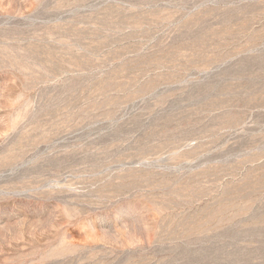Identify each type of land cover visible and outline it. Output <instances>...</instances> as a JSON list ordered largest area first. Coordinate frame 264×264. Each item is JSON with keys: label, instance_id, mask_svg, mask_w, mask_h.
<instances>
[{"label": "rangeland", "instance_id": "obj_1", "mask_svg": "<svg viewBox=\"0 0 264 264\" xmlns=\"http://www.w3.org/2000/svg\"><path fill=\"white\" fill-rule=\"evenodd\" d=\"M0 264H264V0H0Z\"/></svg>", "mask_w": 264, "mask_h": 264}]
</instances>
